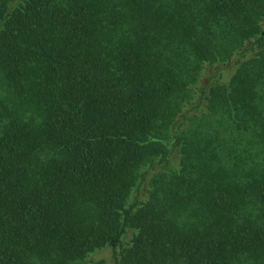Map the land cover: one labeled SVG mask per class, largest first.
Here are the masks:
<instances>
[{
  "label": "trees",
  "instance_id": "1",
  "mask_svg": "<svg viewBox=\"0 0 264 264\" xmlns=\"http://www.w3.org/2000/svg\"><path fill=\"white\" fill-rule=\"evenodd\" d=\"M105 250L264 264V0H0V264Z\"/></svg>",
  "mask_w": 264,
  "mask_h": 264
},
{
  "label": "rangeland",
  "instance_id": "2",
  "mask_svg": "<svg viewBox=\"0 0 264 264\" xmlns=\"http://www.w3.org/2000/svg\"><path fill=\"white\" fill-rule=\"evenodd\" d=\"M129 235H130V231H127V233L124 235L123 239L124 240L128 239ZM100 258H103L105 260L104 264H110V262H109V251L108 250L97 253L93 257L90 256V260H92V261H88L87 263L84 262V264H95V262H93V261L95 259H100ZM81 264H83V263L81 262Z\"/></svg>",
  "mask_w": 264,
  "mask_h": 264
}]
</instances>
